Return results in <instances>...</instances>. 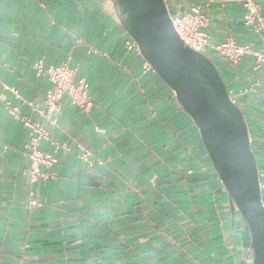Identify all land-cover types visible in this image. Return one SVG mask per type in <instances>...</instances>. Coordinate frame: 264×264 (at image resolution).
<instances>
[{"label":"crops","instance_id":"1","mask_svg":"<svg viewBox=\"0 0 264 264\" xmlns=\"http://www.w3.org/2000/svg\"><path fill=\"white\" fill-rule=\"evenodd\" d=\"M165 2L171 15L199 6L211 41L233 36L258 47L239 0ZM256 2L264 16V0ZM128 37L108 0H0V264L246 263V229L231 225L197 126L141 53L125 47ZM67 57L88 81L91 105L63 100L50 124L41 113L49 82L33 65ZM253 64L252 56L224 64L227 88L262 76L264 65ZM244 98L258 135L264 88ZM7 102L69 149L56 152L49 177L30 181V131ZM38 148L52 152L49 142Z\"/></svg>","mask_w":264,"mask_h":264},{"label":"water","instance_id":"2","mask_svg":"<svg viewBox=\"0 0 264 264\" xmlns=\"http://www.w3.org/2000/svg\"><path fill=\"white\" fill-rule=\"evenodd\" d=\"M142 57L173 90L199 131L230 205L231 225L247 232L245 264H264V204L247 122L220 71L175 28L165 0H108Z\"/></svg>","mask_w":264,"mask_h":264},{"label":"built area","instance_id":"3","mask_svg":"<svg viewBox=\"0 0 264 264\" xmlns=\"http://www.w3.org/2000/svg\"><path fill=\"white\" fill-rule=\"evenodd\" d=\"M239 1H241L243 8L242 23L251 28L252 33L258 39V47L253 46L251 42H240L233 36H227L219 42L211 41L209 34L204 29L208 23V18L199 6H193L181 15H171L179 35L192 48L205 54L218 70L227 63L238 64L247 56L254 58L253 70H259L264 65V16L256 0ZM124 44L128 50L140 52L137 43L130 36ZM69 60L70 58L67 57L59 63L46 66L43 65L41 60H38L33 65L35 74L44 75L49 82L44 95L45 110L41 113L50 124L57 121V114L62 107L63 100H67L71 105L83 111L91 105L89 83L84 77H77V69L69 63ZM143 68L145 70L152 69L146 60L143 63ZM5 88L9 87L5 85ZM260 88H264V74L255 77L251 83L239 88L237 91L227 88L231 101L241 109L245 119L250 118L251 115L247 108L251 107L245 104L244 96L251 92H257ZM10 89L14 93L17 92L13 88ZM6 104L8 113L21 121L30 131V141L27 144L30 181L35 183L39 177L43 179L49 177L50 172L47 167L57 163L56 152L60 148L69 149L51 140L43 122L23 117L16 106H11L8 102ZM261 109L263 122L259 134L254 135L255 133L249 128L248 123L247 126L251 138V148L257 162L259 186L264 204V101ZM42 141L51 144L52 152H45L38 148L39 143ZM77 146L80 150L78 157L85 161L88 166H91L92 161L88 149L81 144ZM41 165H44L45 168L42 169ZM32 193L31 191L30 194ZM30 203L36 204L37 202L33 199Z\"/></svg>","mask_w":264,"mask_h":264}]
</instances>
